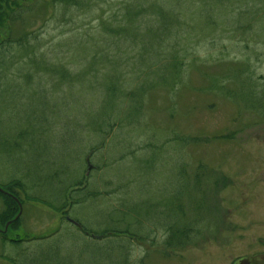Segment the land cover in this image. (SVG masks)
Wrapping results in <instances>:
<instances>
[{
  "label": "rangeland",
  "instance_id": "rangeland-1",
  "mask_svg": "<svg viewBox=\"0 0 264 264\" xmlns=\"http://www.w3.org/2000/svg\"><path fill=\"white\" fill-rule=\"evenodd\" d=\"M27 15L12 30L32 31L31 48H11L0 70V185L20 177L28 187L24 193L15 187L22 219L7 237L26 241L15 245L0 236V264H19L21 249L47 244L77 264H111L115 249L103 251L110 242L70 220L99 232L122 213L143 235L178 224L182 215L200 229L192 244L176 249L158 236L119 240L129 264L143 258L144 264H228L240 252V230L231 233L240 210L264 206L257 198L264 195V119L210 89L226 82L224 91L235 95L236 84L225 80L247 67L264 84V0H90ZM132 18V36L109 30ZM172 55L199 59L178 88L175 70L164 67L163 83L159 66ZM53 68L80 79L60 80ZM154 80L134 116L127 114L134 102L117 99V118L132 123L105 133L98 128L102 84L116 82L124 96ZM222 135L231 136L216 139ZM82 178L86 190L75 192ZM66 199L63 214L56 205ZM8 205L0 196V212ZM90 251L96 253L89 257Z\"/></svg>",
  "mask_w": 264,
  "mask_h": 264
},
{
  "label": "trees",
  "instance_id": "trees-1",
  "mask_svg": "<svg viewBox=\"0 0 264 264\" xmlns=\"http://www.w3.org/2000/svg\"><path fill=\"white\" fill-rule=\"evenodd\" d=\"M90 0H48V1H42V3L39 0H0V70L3 68V60L4 57H6L9 54V51L11 48L15 46L23 47V49L31 48L29 45H31L29 36L31 35L32 31H22L21 32L17 30H12L13 25L17 23H22L26 21L27 14L35 11L39 7H49V6H56L57 4H61L64 6H86L89 4ZM159 10V13H165L164 8H161L160 6L157 7ZM158 13V14H159ZM130 18V17H128ZM166 18V17H165ZM135 20L132 18L131 20H127L126 23L120 25L117 27V29H113V27L109 26L110 31H114L115 33H122L125 36H132L135 29ZM166 19L163 20V22ZM166 23L162 27H165ZM157 28V29H161ZM157 29H151L147 32L154 33L157 32ZM4 30V32H3ZM125 33V34H124ZM18 35V36H17ZM134 34L133 36H135ZM158 38V37H155ZM154 38V39H155ZM146 46L144 47V50L146 51ZM96 56V55H95ZM195 62H199V59L193 58L192 60H183L182 58L172 55L169 58V65H159L162 67L160 69L162 71V80L163 83L166 82V75L164 71L166 69L164 67H172L173 70H175L176 73V88L182 85V82L184 80V73L186 71V68L194 64ZM246 63V62H245ZM94 64V63H93ZM247 64V63H246ZM248 65V64H247ZM54 72L59 75L60 80H65V78H71L72 76L74 79H80L79 77H76V75H73L72 73H69L66 68H53ZM238 70V69H237ZM237 70H234L237 71ZM238 73H231L227 76L225 81L233 82L236 84V94L230 95L225 88V83L222 82L219 83L218 81L213 83L211 85L210 90H214L215 92H218L222 95L228 96V98L233 99L235 101H238V103L242 104L244 110L246 111H252L253 113L257 114L259 117L264 119V84H259L256 79L253 77V74H249V68H245L243 72L237 71ZM263 78V77H262ZM153 83H155V80L152 82H144L141 83L140 86H138L135 90H131L128 92H123L124 96L120 94L121 92V86H119L114 81H108V83L102 84L105 87V101L104 106L100 113V120L97 124L98 128L103 131L104 133L110 128H112L115 125H124L128 123H132L131 120H125L127 123H124L122 119L117 118L121 114H117L118 110V98H125L128 102L131 103L134 102V108H131V111H128L127 114L129 116H132L137 111V102L141 103L142 97H144L148 90H152L154 88ZM1 87V86H0ZM231 90H229L230 92ZM121 98V99H123ZM107 99V100H106ZM130 107V104L126 107L125 110H127ZM123 110V111H125ZM122 111V112H123ZM141 111V110H140ZM139 111V112H140ZM243 111V110H242ZM138 112V113H139ZM121 113V112H120ZM134 116V115H133ZM29 119V118H28ZM25 120V118H23ZM27 124H31V120H25ZM105 130V128H107ZM26 128V127H25ZM30 128V127H28ZM22 135L26 133L25 130H21ZM181 137H177L180 142L188 143L189 139L187 137L180 135ZM231 136V135H230ZM227 135H222L220 137H216V139H223L230 137ZM89 167V166H88ZM84 178L80 179L79 181L74 183V186L76 189H74L75 192H81L85 191V182ZM15 187H19L20 190L24 192H27V184L26 182L20 178V177H14L11 179V181L5 183L4 185H0V196L5 195V198L10 201L12 206H7L6 211L0 212V236L3 238V240H8L15 245H21L23 244L24 239L21 238H12L9 239L8 232L10 228H14L15 226L19 225L20 220L22 219V215L19 216V218L16 219V217L19 215L20 212V203L23 205L22 200L20 198V194L16 192ZM94 192H89L85 195H92ZM83 194V193H82ZM63 195V194H62ZM17 198V199H16ZM69 204L67 199L63 201L60 205H56V209L63 213L67 214V208ZM128 214H118L115 221V226L113 228H108L109 226H105L103 229L98 230L99 232H94L93 230H88L80 222L75 221L79 224L76 225L78 228H80L83 232L90 235L91 238H106L107 241L110 242V246L107 248H104L103 251L112 250L115 249L116 256L114 257V261H111V264H129V257H127L128 252L126 249L121 246L117 245V242L124 241L125 239L135 240L139 242H145L147 238L150 237H161L162 241L164 242V245L166 248L170 249H176L181 248L183 246H186V244H192L193 241H195L196 237H198V233H200L199 227H195L192 224L194 223L193 219H189L190 221L182 219L183 215L181 216L180 222L178 224L173 223L170 224L167 228L156 232L155 229H151L150 233L148 235H143L141 231L134 230L132 231V226L130 222L128 223ZM10 221L11 224L9 225L7 231L5 232V228L7 223ZM139 225V224H138ZM141 226V225H139ZM167 232V235L165 236V233ZM28 241V240H27ZM114 241V243H113ZM45 248L43 246H40L39 249L36 250H29L27 252L24 251L25 248L21 249V252L25 253L24 260L20 261L19 264H77L71 259L70 255H62L61 249L59 247L52 248V245L47 244ZM87 249V248H86ZM85 252V251H84ZM95 251L89 252V257L93 254H95ZM126 253V254H125ZM10 256V255H9ZM8 257V256H7ZM13 263L17 261L16 258L13 256L8 257ZM87 260L83 259V261L80 264H85ZM138 264H144V258L140 260V262H137Z\"/></svg>",
  "mask_w": 264,
  "mask_h": 264
},
{
  "label": "flooded vegetation",
  "instance_id": "flooded-vegetation-1",
  "mask_svg": "<svg viewBox=\"0 0 264 264\" xmlns=\"http://www.w3.org/2000/svg\"><path fill=\"white\" fill-rule=\"evenodd\" d=\"M264 203V195L257 196ZM239 210V209H238ZM238 222L232 225L231 233L238 228L240 252L232 256L228 264H264V206H248L245 212H241ZM242 219L244 224H239ZM229 227V226H228ZM224 228V232L228 230ZM225 243H228L225 242ZM228 259V255L225 256Z\"/></svg>",
  "mask_w": 264,
  "mask_h": 264
},
{
  "label": "water",
  "instance_id": "water-1",
  "mask_svg": "<svg viewBox=\"0 0 264 264\" xmlns=\"http://www.w3.org/2000/svg\"><path fill=\"white\" fill-rule=\"evenodd\" d=\"M91 168H92V166L89 164V171L91 170ZM1 189V188H0ZM2 190V189H1ZM17 199V198H16ZM22 213V205H21V203H20V212H19V215L16 217V219L17 218H19V216H20V214ZM71 222H73V223H75L76 225H78L79 226V224L77 223V222H75L74 220H70ZM11 222L12 221H10L9 223H7V225H6V228H5V232L7 231V229H8V227H9V225L11 224Z\"/></svg>",
  "mask_w": 264,
  "mask_h": 264
}]
</instances>
